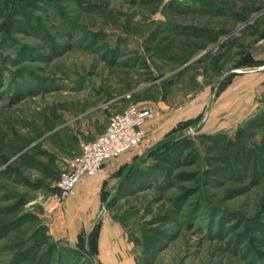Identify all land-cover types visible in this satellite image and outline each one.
I'll return each mask as SVG.
<instances>
[{
	"label": "rangeland",
	"instance_id": "1",
	"mask_svg": "<svg viewBox=\"0 0 264 264\" xmlns=\"http://www.w3.org/2000/svg\"><path fill=\"white\" fill-rule=\"evenodd\" d=\"M152 8L143 0H0V172L9 176L1 183L25 197L22 214L37 213V224L0 237V264H37L51 245L45 264H264V0ZM156 42L169 48L166 58L148 51ZM129 106L151 108L147 120L175 121L104 181L99 201L89 196L52 214L61 196L42 166L66 171L82 143ZM183 138L194 140L201 163L173 173L198 170L200 189L156 179L106 203L128 164ZM214 166L220 174H206ZM12 202L0 192V208ZM17 235L31 250L24 262L14 261Z\"/></svg>",
	"mask_w": 264,
	"mask_h": 264
},
{
	"label": "trees",
	"instance_id": "2",
	"mask_svg": "<svg viewBox=\"0 0 264 264\" xmlns=\"http://www.w3.org/2000/svg\"><path fill=\"white\" fill-rule=\"evenodd\" d=\"M143 1L153 7L151 10L152 12H155L160 5V0ZM192 35L197 37L196 33H192ZM103 37L104 35L98 32L96 34H93L92 40L96 43L97 40H101ZM205 38L209 39L210 37L206 35ZM146 47L148 48V51H154L156 54L161 55L163 58H166V56L168 55L169 48H167V46L165 45L161 46L159 42H156L153 45H146ZM147 73L150 74V72ZM149 78H151V76H149ZM199 138L205 139L210 142H216L220 139H223L221 134H200ZM167 146L164 144L160 145L159 147L157 146L154 149L146 152L143 157L136 158V160L134 159V161L136 162L132 161L133 163L131 162L130 164H128V171H126V174L122 175L123 178L118 182V185L115 188L114 199L111 200L112 197H110L108 198V200H106V203L112 205L115 201L119 199L129 198L130 196H133L138 192L145 191L149 188V185L152 183L155 186L160 185L155 184L156 179L167 182V188L171 187V185L173 184L171 181L174 180L175 182H191L193 185L192 189H195L196 191L200 189L201 176L199 175L198 170H194L192 172L180 171L176 174L173 173L175 170H178L182 167H188L192 165L195 166L201 163V156L196 149L194 140L191 138H183L177 140L176 143L173 144L171 147ZM162 147L166 149L158 154V151ZM237 159H239L238 156ZM148 160L152 161L147 163ZM124 167L125 164L119 168L117 173L122 171ZM40 172L43 178L48 182L47 185L49 183L57 181L61 174L57 170L46 165L42 166ZM7 173L8 171L0 172V192H3L4 200H13V202L10 205L0 208V237L5 236L8 231L12 230L20 223H23L25 221H30L34 225L37 224V217L34 215L37 213L31 212L22 214L23 206L26 203L25 197L17 194L10 188L6 187L5 184L1 183V180H7V178L9 177ZM209 173L220 174V171L217 166H214L213 168H209L206 170V174ZM15 182L20 183L21 185H25L27 187H40V185H35V183L31 182L29 179L23 177L16 178ZM38 210H40V208H37V211ZM20 214L22 215L19 216ZM253 223L259 225V223L256 221V217L253 219ZM249 227L252 226L249 225ZM23 232L20 233L23 234ZM23 235H17L14 240V243L20 248V251L14 256V261L24 262L28 259V256L31 254V250H27L28 248H25L26 250L24 251L22 250L25 247L24 245H26L23 242V240L25 239V236ZM252 239L255 240L256 237H253ZM59 250L68 254L76 253V249L72 247L63 246L62 248L60 247ZM55 251V246H49L46 251L39 254L37 264H45L46 262H48L51 257V254Z\"/></svg>",
	"mask_w": 264,
	"mask_h": 264
},
{
	"label": "built area",
	"instance_id": "3",
	"mask_svg": "<svg viewBox=\"0 0 264 264\" xmlns=\"http://www.w3.org/2000/svg\"><path fill=\"white\" fill-rule=\"evenodd\" d=\"M152 115L151 108L134 106L113 114L104 130L83 142L80 153L68 163L67 170L51 183L61 198L56 197L50 210L61 205L62 197L71 195L78 183L98 174L106 162L141 144L145 137L143 123Z\"/></svg>",
	"mask_w": 264,
	"mask_h": 264
},
{
	"label": "crops",
	"instance_id": "4",
	"mask_svg": "<svg viewBox=\"0 0 264 264\" xmlns=\"http://www.w3.org/2000/svg\"><path fill=\"white\" fill-rule=\"evenodd\" d=\"M157 118L152 120H146L143 123V129L145 131V141L142 147L138 148V150H134L128 154H121L110 161L106 162L100 172L95 176L89 177L83 182L78 183L73 193L70 197H68L61 205L57 206L54 210H52V214H64L62 209L65 207L66 212L67 208L74 205L75 202L83 203L86 198L89 196L97 197V201L100 199L101 189L103 187L104 181L109 177L116 174L119 168L131 161V159L141 153L145 148H148L153 142L158 140L170 127L169 125L175 121L174 116H166L164 119L156 121ZM169 126V127H168ZM95 137V136H94ZM93 137V138H94ZM96 201V202H97ZM82 208V207H81ZM73 214V213H72Z\"/></svg>",
	"mask_w": 264,
	"mask_h": 264
}]
</instances>
